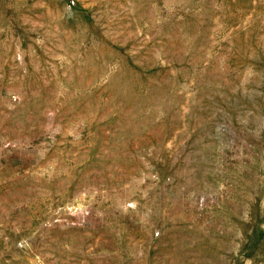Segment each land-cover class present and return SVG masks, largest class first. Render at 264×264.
Segmentation results:
<instances>
[{"label":"rangeland","instance_id":"rangeland-1","mask_svg":"<svg viewBox=\"0 0 264 264\" xmlns=\"http://www.w3.org/2000/svg\"><path fill=\"white\" fill-rule=\"evenodd\" d=\"M0 264H264V0H0Z\"/></svg>","mask_w":264,"mask_h":264}]
</instances>
